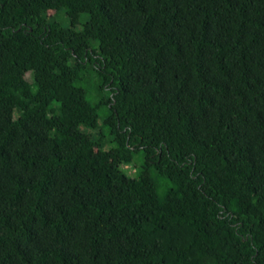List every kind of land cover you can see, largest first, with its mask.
<instances>
[{"label":"trees","instance_id":"1","mask_svg":"<svg viewBox=\"0 0 264 264\" xmlns=\"http://www.w3.org/2000/svg\"><path fill=\"white\" fill-rule=\"evenodd\" d=\"M0 264H264V0H0Z\"/></svg>","mask_w":264,"mask_h":264},{"label":"rangeland","instance_id":"2","mask_svg":"<svg viewBox=\"0 0 264 264\" xmlns=\"http://www.w3.org/2000/svg\"><path fill=\"white\" fill-rule=\"evenodd\" d=\"M26 77H27L28 79H31V77H30V73H27ZM103 112H104V111L101 112V115H103ZM128 166H129V165H124L123 167H124V168H127ZM129 167H130L129 172L134 173L135 168H134V167H131V166H129ZM164 190H165V186H164V185L159 186V193H162Z\"/></svg>","mask_w":264,"mask_h":264}]
</instances>
